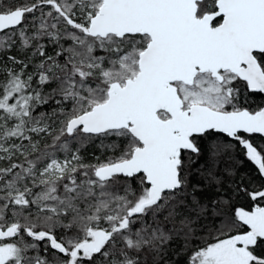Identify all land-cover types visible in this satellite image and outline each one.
Returning a JSON list of instances; mask_svg holds the SVG:
<instances>
[{
    "label": "snow or ice",
    "instance_id": "snow-or-ice-1",
    "mask_svg": "<svg viewBox=\"0 0 264 264\" xmlns=\"http://www.w3.org/2000/svg\"><path fill=\"white\" fill-rule=\"evenodd\" d=\"M257 95L264 0H0V264H264Z\"/></svg>",
    "mask_w": 264,
    "mask_h": 264
},
{
    "label": "trees",
    "instance_id": "trees-1",
    "mask_svg": "<svg viewBox=\"0 0 264 264\" xmlns=\"http://www.w3.org/2000/svg\"><path fill=\"white\" fill-rule=\"evenodd\" d=\"M261 102H264V96H261V95H257L253 98V101H252V106L255 107L257 104H260ZM254 139L257 141V142H264L261 140V138L259 136H256L254 137ZM223 164H221V168H223ZM248 168H252L254 170V166L251 165L250 163H247L246 165Z\"/></svg>",
    "mask_w": 264,
    "mask_h": 264
}]
</instances>
